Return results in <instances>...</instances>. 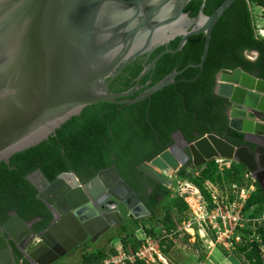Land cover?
I'll return each instance as SVG.
<instances>
[{"label": "water", "instance_id": "obj_1", "mask_svg": "<svg viewBox=\"0 0 264 264\" xmlns=\"http://www.w3.org/2000/svg\"><path fill=\"white\" fill-rule=\"evenodd\" d=\"M191 1L0 0V163L8 164L11 156L55 135L88 106L141 103L176 85V77L189 67L200 69L199 78L212 31L237 0H225L209 16L203 4L196 17L184 12ZM201 34L205 44L200 63L175 69L129 98L143 89L141 81L164 55L181 52L190 38ZM176 38L180 39L176 49L158 54L131 89L110 92V80L132 61ZM214 93L228 103L229 128L242 133L254 148L236 147L214 133L188 142L178 131L172 146L138 170L170 188L172 171H194L226 159L245 166L264 194V79L240 68L220 72ZM56 188L59 191L53 193ZM99 194L115 206L113 213L107 214L111 211L96 200ZM38 198L54 217L53 225L31 233L34 244H21L22 255L16 243L20 228L26 227L23 220L15 216L0 224V264H57L111 228L124 226L129 219L143 222L151 214L114 166L86 185L76 174L64 173Z\"/></svg>", "mask_w": 264, "mask_h": 264}, {"label": "trees", "instance_id": "obj_2", "mask_svg": "<svg viewBox=\"0 0 264 264\" xmlns=\"http://www.w3.org/2000/svg\"><path fill=\"white\" fill-rule=\"evenodd\" d=\"M224 1L193 0L184 11L190 17H196L204 4L203 12L209 16ZM253 6L264 8V0H237L217 22L211 34L207 59L199 78L197 77L200 74V69L189 67L176 77V85L168 86L155 93L151 99H146L124 110L123 114L129 115L132 123L131 128H128V122H130L128 120H122L120 124V127L123 128L121 134L124 135V138L128 137V140L125 139L126 147L132 148L137 142L147 143L149 141L156 146L157 152H161L172 144L170 134L177 130L182 132L188 142H194L207 134L214 133L236 147L246 144L250 148H254V145L244 141L242 133L229 128L226 115L228 103L226 99L214 93L216 76L220 72L240 68L244 72L264 79V39L256 34ZM179 41L180 39L177 38L169 47H163L159 52L166 48L176 49ZM204 44L205 37L202 34L190 38L181 52L163 56L141 84L151 81L150 85H154L175 69L179 71L189 65L200 63ZM253 53H257V55L251 60L247 54ZM143 69L138 65L127 76L120 75L117 78L118 83H115L117 90H113V85H111L112 93L131 89L135 84V78ZM193 79L196 80L193 81ZM117 114L115 105L107 103L86 107L81 116H75L68 120L57 129L55 135L49 136L47 140L35 147L11 156L9 164L0 163V202H4L6 191H11L6 200L11 209L19 210L20 215L24 219H28L25 211L35 206L36 215H45L46 224H48L52 216L42 201L36 198V190L27 181V175L40 169L48 179L53 180L61 172H74L76 164L82 160V156L86 157L90 154V158H93L95 150L100 151L102 157L94 167L95 174L108 167L110 164L109 149L115 148L116 143L113 141L114 138L108 137L110 132L107 123ZM110 127L114 130L115 123ZM68 158L71 160L68 161ZM196 171L197 176L188 175L187 171L179 172L178 175L187 178V181L193 184L206 200H209L205 189L207 182L220 186L233 183L243 184L247 169L242 164L233 161L229 167L220 169L216 161L212 160ZM255 186V192L251 194L245 205V212L249 213L253 208L254 215L261 213L264 209V194L257 182ZM156 193L158 196L165 194V199L171 194L167 188L162 186H159ZM15 206L17 208H14ZM175 207H177L175 212L177 224L169 221V215L174 212ZM188 211L187 203L183 197H180L176 204L166 210L165 220L169 222L168 224L162 221L159 223L160 227H147L145 222L152 223L159 218L160 215L156 214L144 222L137 221L136 225L143 223L145 235L163 236L165 233L177 229L178 224L186 219ZM121 229L123 233H120L119 241L123 248L127 251L136 250L140 241L135 237L134 231L127 233L123 226ZM258 232L264 246V229L259 228ZM245 233L249 232L245 231ZM112 241L113 236L109 237V243ZM168 241H172V239H166L163 245ZM238 247L248 264H264L260 244L253 243ZM113 248L108 249L107 247L104 250L86 252L82 256L81 264H98L115 253L116 248ZM162 252L165 256L168 254V250L164 247ZM199 262H202L201 257ZM134 264L144 263L136 262Z\"/></svg>", "mask_w": 264, "mask_h": 264}, {"label": "built area", "instance_id": "obj_3", "mask_svg": "<svg viewBox=\"0 0 264 264\" xmlns=\"http://www.w3.org/2000/svg\"><path fill=\"white\" fill-rule=\"evenodd\" d=\"M253 8V7H252ZM260 18L264 20V8L261 7ZM256 34L264 39V25H258L255 21ZM220 169L229 167L231 160L215 159ZM256 180L247 170L244 174V183L220 186L207 182L205 189L209 200H206L200 191L195 188L193 201L197 208L183 197L189 207L186 219L178 224L177 229L165 233L163 236L144 235L140 238V244L134 251H127L120 244L116 247L114 254L109 255L98 264H168L166 256L162 252L163 242L166 239H173L174 236L189 235L194 242L199 240L202 246L208 251L207 263L210 255L220 248L231 251L238 246H247L253 243L260 244L261 256L264 261V246L259 234V228L264 229V209L254 215V209L249 213L245 212L246 201L256 190ZM248 231L249 233H245ZM201 255L196 254V264ZM201 263V262H199ZM206 263V264H207Z\"/></svg>", "mask_w": 264, "mask_h": 264}, {"label": "flooded vegetation", "instance_id": "obj_4", "mask_svg": "<svg viewBox=\"0 0 264 264\" xmlns=\"http://www.w3.org/2000/svg\"><path fill=\"white\" fill-rule=\"evenodd\" d=\"M175 40H173V41H175ZM173 41H171L170 43H167L165 45L160 46L158 49L154 50L150 54H144L142 56L137 57L126 68H124L114 79H111V80L108 79V80H110V84H109L110 92L112 93L111 85H113V87H112L113 90H117V86L115 85V83H118L117 78L120 75L127 76L130 73V71H134L135 66H138V65L145 68L146 66H148L151 63V61L158 54H160L161 52H163L165 50H168L166 48L163 51L159 52V50L161 48L169 47ZM136 79H137V77L135 78V83H136ZM148 82H149V85L147 86ZM150 83H151V81H147L143 85L140 83V86H142L143 89H141L139 92H137L136 94H134L132 97H129V98L137 97L140 92L144 91L149 86H151ZM113 93H123V92H115L114 91ZM104 104H106V103H104ZM110 105H115V109L117 110L118 114L115 115L107 123V125L109 126V132H110L108 137L114 138L113 141H114V143H116L115 148L112 147V149H109L110 164L108 167H106L102 170H99L95 174L94 167L101 161V158H102L100 155V151L95 150L94 154H93V158H90V154L86 155V157L82 156V160H79V162L76 164V170L74 172L73 171L72 172H61L58 175H56V177L53 180H50V179H48V177H46L43 174V172L40 169H36L31 174H28L26 179H27V181H29V183H31L32 187L36 190V193H37L36 198L38 200H40L38 198L39 195H41L46 190H48V188L58 180V177L64 173L76 174V176L79 178L80 182L83 185H86L89 182H91V180L96 178L101 171L107 170V169L114 166V167H116V169L119 173V176L121 177V179H123L125 184L131 189V191H133L135 193L137 198L151 212L150 216H148L144 219V221L149 220L157 214V210L159 209V207H161V205L165 202L164 200H167L169 197L167 199H165V194H163V195L161 194L158 196L156 191L159 189V186H162V185L156 183L151 178H149L146 174L139 171L138 167L143 163H149L152 159H154L160 153H162L163 151L167 150L170 146H172L176 142V137H177L176 135H177L178 131L175 130L170 134V140L172 141V144L169 145L166 149H164L161 152H157L156 146L152 145L149 141L147 143L137 142V144H135L132 148H128V147H126V141H125V139L128 140V137L124 138V135L121 134L123 132V128L120 127V124H121L122 120H128V121H130V122H128V128L132 127L131 117L129 115L127 116V115L123 114L124 110L129 106H124L122 104L121 105L120 104H110ZM88 107H90V106H88ZM83 111H84V109H83ZM82 112L78 116H81ZM99 123H100V121H99ZM114 123H115V128L113 130L110 126H112ZM97 125L99 127L98 123H97ZM159 144H161L160 141H159ZM70 160L71 159L68 158V161H70ZM164 188H166V187H164ZM167 189L170 191V188H167ZM58 191H59V189L56 188L53 191V193H57ZM10 194H11V191L7 190L4 194L5 195L4 202L3 201L0 202V219H1L0 224L2 225V224H5V223L11 221L13 219V217H15V216H18L23 220L26 227L20 228L19 232L21 234L18 233V235H17L19 237V238H17V240H19V244L16 243V246H17V249L19 250V252L21 251L22 255H25V252L22 251V247H20L21 244L33 245L34 241H31V233H34L37 231L42 232V231H45L48 228H50L53 225L54 217H52L51 220L48 222V224H46V216L45 215H42V216L36 215L35 210H37V209H35L36 208L35 206H32L25 211V213H27V217H29V218L24 219L20 215L19 210L11 209L9 207V205L7 204V202H6L7 195L10 196ZM96 200H99L101 202V205H103L105 209H109L111 211V212L107 211L106 212L107 214L113 213V211H115L114 210L115 206H113V204L110 203L108 198L104 197L103 194H99ZM154 201H157V202L155 203ZM14 208H17V206H15ZM140 213H142V212H140ZM137 221H139V220L129 219L127 222H128V224H130V223L136 224ZM121 228H122V226L116 227V228H111V230L108 233H109V235H111L110 234L111 232L117 233V231H120ZM88 244H90V243L87 242L86 244H83L80 247H86ZM80 247H78V248H80Z\"/></svg>", "mask_w": 264, "mask_h": 264}, {"label": "rangeland", "instance_id": "obj_5", "mask_svg": "<svg viewBox=\"0 0 264 264\" xmlns=\"http://www.w3.org/2000/svg\"><path fill=\"white\" fill-rule=\"evenodd\" d=\"M247 57L251 60L254 59V54H247ZM188 175L197 176V171H187ZM170 178L173 180V185L170 187V196L169 198L162 204L161 207L157 210V214H159V218L157 220H154L152 223L145 222L147 227H160V224L162 221H165V224H168L169 222L165 220L166 210L170 208V206L177 203V199L180 197H186L188 199V202L191 205L195 204V200L193 201L192 197L195 194V186L187 181V178L181 177L178 175L177 171H172ZM194 193V194H193ZM192 198V199H191ZM195 208H197V204L194 205ZM177 207L174 208V212L169 215V221L174 222L177 224V215L175 214ZM143 223L136 225L134 223L128 224V222L123 226L126 228L125 232L130 233V231H134V235L137 239H140L144 237L143 232ZM159 229V228H158ZM120 233H123V230L117 231V233L111 232L110 237L113 236V241L109 243V235L101 237V240L99 239L97 242H94L93 244L90 243L86 247H90L89 252L97 251V250H104L105 248L109 247L110 249L113 247L119 246L121 243L119 240ZM199 239V238H198ZM197 239L196 242H194V238H190L189 235H180V236H174L172 241H168L164 243V248L168 250V254L166 255L167 262L169 264H195V257L197 253H200L201 255V263L198 264H206L208 251L206 247L202 246V244ZM117 242V243H116ZM111 244H117L116 246H110ZM85 248V247H83ZM113 248V249H115ZM88 249V248H87ZM220 254L222 256H225L226 258H229L228 261H231L227 264H248L247 261L244 258V255L240 252L239 247H236L234 250L226 251L222 248L219 249ZM211 256V255H210ZM218 257V258H217ZM213 258L211 256V260L213 259L212 264H220L219 260L221 259V256H217ZM82 262V256L81 252H73V254H69L66 256L61 264H81ZM208 264V263H207ZM211 264V263H210Z\"/></svg>", "mask_w": 264, "mask_h": 264}, {"label": "crops", "instance_id": "obj_6", "mask_svg": "<svg viewBox=\"0 0 264 264\" xmlns=\"http://www.w3.org/2000/svg\"><path fill=\"white\" fill-rule=\"evenodd\" d=\"M252 13H253V15H254V18H255V21L257 22V24L258 25H264V20L262 19V18H260V14H262V10H261V7H259V6H253V8H252ZM255 55V54H254ZM256 57V56H255ZM254 57V58H255ZM107 235H109V233L107 234ZM106 236V235H105ZM104 237V236H103ZM102 237V238H103ZM110 237V235L108 236V238ZM100 240H101V238H100ZM119 241V240H118ZM117 243V242H116ZM116 246L117 244H111L110 246ZM88 248V249H87ZM108 249H110L109 247H108ZM89 250H90V247H85V248H83V247H80V248H77V249H75L74 251H72L71 253H70V255L71 254H73V252L75 253V252H81V256H83V254H85L86 252H89ZM93 252V251H92ZM221 252H219V250H215L212 254H211V256L213 257V258H215V257H217V256H221V259L219 260V263L220 264H227V263H229V262H231V261H228L229 260V258H226L225 256H222V254H220ZM67 256H68V254H67ZM211 256L209 257V261L211 262V264H212V262H213V259L211 260ZM218 258V257H217ZM64 259V258H63ZM63 259H61L60 261H59V263H57V264H61V262H62V260ZM196 262V261H195ZM196 264V263H195Z\"/></svg>", "mask_w": 264, "mask_h": 264}, {"label": "bare ground", "instance_id": "obj_7", "mask_svg": "<svg viewBox=\"0 0 264 264\" xmlns=\"http://www.w3.org/2000/svg\"><path fill=\"white\" fill-rule=\"evenodd\" d=\"M261 15V14H260ZM254 56H256V55H254ZM132 97V96H131ZM246 145V144H245ZM242 146V145H241ZM169 264V263H168Z\"/></svg>", "mask_w": 264, "mask_h": 264}]
</instances>
